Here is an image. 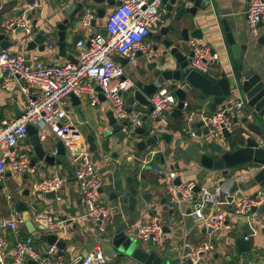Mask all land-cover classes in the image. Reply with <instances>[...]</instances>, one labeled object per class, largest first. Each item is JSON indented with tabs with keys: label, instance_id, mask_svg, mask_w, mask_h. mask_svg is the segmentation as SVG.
Wrapping results in <instances>:
<instances>
[{
	"label": "built area",
	"instance_id": "2783aa9c",
	"mask_svg": "<svg viewBox=\"0 0 264 264\" xmlns=\"http://www.w3.org/2000/svg\"><path fill=\"white\" fill-rule=\"evenodd\" d=\"M109 15L105 28L107 34L92 31V12L86 13L81 18V25L86 31L87 40L77 42L79 52L75 61L64 63L45 62L35 55L27 59L24 55L4 49L0 51V74L4 77V87L10 89V82L17 80L20 89L25 94L26 105L20 117L4 120L0 125V183L5 180L6 163L9 159L13 176L28 174L33 176L36 168L28 157L15 153V147L28 136V125H34L39 130L50 129L61 139L69 153L71 162L75 166V178L80 188L81 197L85 205V212L81 217L88 219L98 234L99 241L85 258H66L59 254L56 244H47L44 251L36 246V237L27 233L25 238L19 239L12 248V262L7 261L8 240L4 231L10 229L20 238L22 226L25 221L21 216L4 218L0 220V264H28L29 258L37 264H109L101 248L102 235L113 226L111 208L102 201V190L105 180L102 178L89 148H78L75 144L77 137L76 128L69 119L67 98L74 94L82 97L89 94L92 105H101L99 93L94 85L101 87L105 101L113 111L116 120L124 125L123 131L130 135L136 134V129L143 127L144 121L150 123L149 134L158 136L169 128V116L176 109L178 97L176 89L182 87L179 82L173 83L166 80L149 96L152 110L147 113L135 110L128 103L136 83L126 74L124 66L116 60L117 56L127 58L128 63L136 66L139 55L149 56V45L146 42L148 34L164 23L162 0H120ZM35 8V4L25 7L23 13L15 15L3 24L5 33H14L17 28L23 27L26 34H32L33 28L27 19V14ZM247 26L250 35L258 39L261 35L259 23L264 20V0H249L246 11ZM90 40V46L87 41ZM48 48L54 51V44ZM192 67L208 71L211 67L210 60L216 58L211 47L192 43ZM242 102L230 101L224 108L219 107L210 116L203 118L204 125L211 134L219 139H225L224 130L232 132L234 123L231 113L240 108ZM128 107L132 110L129 111ZM106 112V109L103 108ZM141 115H145L142 118ZM187 134L195 136V131L190 127L184 129ZM264 147V139H259ZM161 151H151L144 159L149 163L152 157ZM57 153V151H56ZM167 190L169 202L175 206L191 205V215L196 220V225L208 230L209 239L200 244H193L189 239V231L182 229V245L179 255V264H202L204 255L214 249L213 238L226 227V211L205 212L207 206L213 203L221 204L218 195L221 186L215 183V192L204 189L198 196L195 191V181H182L176 183L177 170L170 164L165 168H155ZM64 180L59 174L33 183V192L58 191L63 187ZM102 189V190H101ZM235 201L234 212L257 220L264 225V213L260 208L264 206V188H260L254 195H241ZM252 207H257L253 212ZM186 216V213H183ZM36 219L44 225L45 231H53L55 226L52 216L47 212H39ZM176 227L177 223H174ZM179 226L184 227L182 222ZM128 236L144 244H152L158 248L164 245V221L158 208L152 209L151 215L138 220L125 230Z\"/></svg>",
	"mask_w": 264,
	"mask_h": 264
},
{
	"label": "crops",
	"instance_id": "0c3cea01",
	"mask_svg": "<svg viewBox=\"0 0 264 264\" xmlns=\"http://www.w3.org/2000/svg\"><path fill=\"white\" fill-rule=\"evenodd\" d=\"M69 1L71 2L75 0ZM69 1L65 4L67 5L70 3ZM61 2L62 0H2L0 6L1 31L5 33L3 30V24L6 20L15 15H20L23 13L25 7L31 4H35V8L32 11H29V13L32 14L30 22L36 19L38 20L39 25H41L39 28L33 27V29H35L34 32L36 33L40 31L46 23L52 25L53 30L55 24L68 16L67 13L60 10L62 7ZM248 3L249 0H213L206 8H199L194 17L190 14L185 15L180 22V25L183 26V21L190 22L191 20L195 21L196 24H189L190 40L185 47L183 46V50L189 54L191 52V44L198 43L210 47H216L218 50L224 51L225 45L223 43L224 33L222 19H226L233 32L236 43L241 45L249 44L248 50L245 52L247 59L252 60L253 64L257 67H264V45H259L257 43L258 39H254L248 30L246 17ZM99 7L106 9L105 17H99L96 12L87 9L79 14L74 21L68 24L66 32L67 54L65 57H58V49L56 45L52 52L48 48L50 43H55L58 40L57 30H54V34H51L50 39L46 41V48L44 51H40L38 47L34 50H28L27 45L29 39L24 38L22 34L14 35V33L11 35L13 45L8 49L24 55L27 59L37 55L45 62L64 63L73 60V58L76 59L79 52L77 42L80 39L87 40V33L81 25V18L83 15L89 12L93 13L95 24L93 25L92 23V31L94 33H100L101 29L105 28L110 13L117 7V5L110 6L104 3ZM175 13L176 8H174L170 17L166 15V10L163 12L164 26L169 25L173 21ZM160 28L161 26L159 29L153 30L152 33L155 35ZM195 28L200 29L202 32V38L192 36ZM260 32L261 35L264 33V27H260ZM146 42L149 45L150 54L153 45L157 44V42L149 35L146 38ZM144 56L146 55H139L136 66L130 65L128 61H119L124 66L126 74L130 76L135 83H137L138 80H143L145 75L149 73L147 70V61L144 68H142L140 64V58ZM146 57L148 60L150 55ZM224 63L226 66L228 65L227 59ZM126 67H129V69L126 70ZM137 67L143 72L142 78L140 77V72H138V76L136 75V77L130 74L133 73L135 71L133 69ZM144 81L147 82L149 80ZM10 86V89L4 87V77L0 74V125L4 120L17 118V109L18 112L24 111L25 109L26 97L20 89L19 82L17 80H12ZM97 86L98 85H94V88L100 96V91L97 89ZM76 97L81 101L80 103L77 99L74 100L71 95L66 100V106L69 113L68 121H71L76 128L77 137L75 139V144L78 148H89V143L86 138L87 135L93 133L98 136V149L96 151H91V153L92 158L94 156L93 161L95 162L96 167L106 182L105 187L107 189L105 190V188H103L102 197H107L109 195V200L107 202L112 206H118L121 208V210L115 215L116 217L113 218V226L107 233L102 235L103 241L101 243V248L108 262H113L114 264H134L131 260H126L125 258L120 259L119 252L108 238L111 237V234L120 222L127 221L133 224L134 222L145 219L151 215L152 209L154 208L159 209L164 225L169 228V231H166L164 237L163 247H156L158 249L156 251L163 256L168 257L173 262L178 261L182 245V229L190 232L189 239L195 245L207 241L209 239L208 230L196 225L195 218L190 214L192 208L191 205L183 204L178 207L169 202L166 187L161 182L162 179L160 174L156 172L155 168H165L168 164L172 165L178 172L177 177H180L182 181H195L196 186L199 185L201 187L200 191H196L198 196L206 188L213 189L215 182L217 181L216 176L213 173H210L211 179L208 181L204 180V174L207 170L202 168L194 158H190L185 153V144H194L198 141L204 140V137L194 138L190 134H187L184 129L190 127L192 130L196 131L195 123L204 118V113H210L208 110L209 102L198 101L197 103H202L204 105L203 110L199 111V114H194L192 117L188 116L187 112H185L182 117L173 116L171 114L169 116V128L165 132L172 135L170 141L159 139L156 146L150 147L146 150H140L137 147H134L133 144L141 140H147L152 136L149 134L150 123L145 120L143 125L145 132L143 134L136 133L132 139L134 143L132 142V145L130 146L132 151H137L140 153L141 157L137 154L128 155L126 153L124 148L126 140L124 141L119 138H116L115 140L111 139L114 135L111 137H105L103 133L109 128L108 125H105L106 127L104 126V128L98 127V125H101L103 122L108 123L107 112L111 110V107L107 101L101 100L100 106L92 105L90 101V107L85 101L87 98L90 99L89 94H84L82 97ZM133 107L135 110L143 113L149 112V108H144L137 103L133 105ZM219 107L220 106L217 108ZM103 108L106 109V112L103 111ZM203 128H205V125H203ZM37 131L42 143L43 140L47 141V150L54 155H57V144L62 140L59 139L50 129L39 130L37 128ZM183 136H189V138L186 137L184 139L182 138ZM260 139H264V137ZM111 141L116 147H112ZM150 150L161 151L158 153H160L161 156L164 155L165 162H161V156H155L152 157V159L150 158L151 161L149 163L145 164L144 159L147 157L146 155L151 152ZM24 151L30 153L32 148L30 145L20 142L15 147V153L19 156L28 157L30 159L29 154H23ZM121 156L125 160L121 159ZM57 159L62 160L63 163L61 165L55 164L54 166H47L45 169H41L39 163L33 165L36 168V172L29 180L24 179L25 174L18 177L12 175L14 178L8 175L11 173V164L10 161L6 163L5 180L0 183V185H2V188L0 189V220L4 218L10 219L18 215L22 217V211L17 210L15 205L16 199L14 193L18 190L20 191L19 194L22 195L18 200H25L28 202L30 206V215L36 224H41V222L36 219L39 212L44 211L52 216L55 228L53 231L49 232L58 233L60 237L66 241L67 244L63 255L68 259L77 257L85 258L99 241L98 234L92 227L90 221L81 217L85 212V205L81 197L79 185L75 178V166L73 163L71 164V161V165L68 166V163L64 162L62 156L57 155ZM135 159H138L137 162H142V164L136 165L128 173V179L129 177L133 178V184L138 189V193L133 195L132 191L129 194H126V191H124V198H122V196L120 198L118 193L113 191L114 186L117 184L116 180L113 181V177L119 172V167L112 166V164L120 165V168L126 170L128 169L129 164ZM145 168H148V170L143 172L146 170ZM56 173L62 175L61 177L64 180L62 187L64 189L63 196H57L55 199L48 200L44 195H35V192L32 190L33 183L51 177ZM240 173L243 174V176H238V180L241 182L249 181V179H252L253 177V172L250 173L247 165L240 167L238 174L240 175ZM153 178L159 180L158 184L151 183ZM136 180L139 181L138 184H136ZM128 184L129 186L131 185L130 183ZM27 188L30 189V196H25L23 194ZM260 188L261 185L259 183L252 182L248 185L246 190H240L235 195L236 197L241 195H254ZM147 192L153 193L149 201H146L143 198V194ZM228 195V187L221 188L218 197L222 203H213L205 209L206 213L224 210L227 214V220L226 227L213 238L214 249L204 255L202 264H241L236 258L238 256L242 257V252H239L238 247L235 244V239L241 235L245 236V238L250 241L251 264H264V225L260 224L256 219L253 220L247 216L236 214L234 212L235 201H228ZM34 203L38 205V208L35 209L32 207V204ZM189 209L190 212H188ZM183 213H186V216ZM65 216L67 219L62 220ZM57 219L59 220L56 221ZM182 222L185 224L184 227L179 226ZM174 223H177L178 227H176ZM26 231L25 223L22 226V235L20 238L16 237L10 229L4 231L8 240V262H12L13 260L11 255L12 248L16 245L19 239L24 238ZM35 242L38 248L40 240L36 238ZM47 244L49 243L47 242L46 245L42 244V248L39 247L38 249L44 251ZM148 247L151 250L153 249L150 246Z\"/></svg>",
	"mask_w": 264,
	"mask_h": 264
},
{
	"label": "water",
	"instance_id": "95a60500",
	"mask_svg": "<svg viewBox=\"0 0 264 264\" xmlns=\"http://www.w3.org/2000/svg\"><path fill=\"white\" fill-rule=\"evenodd\" d=\"M68 1L62 0L61 6L63 8H60L68 16L55 24L53 30L52 25L46 23L36 33L34 32L35 29H33L32 34H26L23 31V27H19L14 32V35L22 34L24 38L29 39L28 50H34L38 47L40 51H44L46 41L50 39L51 34H54L53 31L57 30L58 40L53 44L58 49V57H65L67 54L66 32L68 24L74 21L84 10L90 9L96 12L99 17H105L106 9L99 7L100 5L106 3L110 6H119L122 3L120 0H75L69 1L70 3L66 5L65 3ZM211 1L213 0H162V8L166 10L167 16L170 17L172 15L174 8H176V13L169 25L164 26L163 23L155 35L152 31L148 34L157 42V44L153 45L150 58L147 60V70L149 73L145 76L149 81L145 82L142 79L137 81L136 87L128 99V103L130 105L137 103L144 108L152 110L153 106L149 101V96L166 80L174 82L173 87L176 82L182 84V87L176 89L178 104L172 112L173 116L182 117L185 112L191 117L194 114H199V111L203 110L204 105L197 103L198 101L209 102L208 110L210 113H204V118L215 112L218 106L224 108L230 101L242 102V106L236 108L231 113L235 126L232 132L224 130L225 139H219L211 134L207 127L203 128L204 121L202 119L195 123L196 131L194 138L204 137V140L194 144H185V153L190 158H194L202 168L207 170L204 174V180L208 181L211 179L210 173H213L217 180H215V183H218L222 188L228 187L229 195L227 199L233 202L235 194L240 190H246L250 183L257 182L262 187L264 186V147L259 142V139L264 137V67H257L253 64L252 60L247 59L245 52L248 50L249 44L241 45L236 43L226 19H222L224 51L211 47L212 53L217 56L210 60L211 68L208 71L192 67L191 62L194 53L191 51L187 54L183 50V46L185 47L190 40L189 24L196 23L193 20L190 22L183 21L182 26L180 22L187 14L194 17L199 8H206ZM1 4L2 0H0V6ZM31 18L32 14L28 13L27 19L30 21ZM92 23L93 25L95 24V19H93ZM30 25L32 28H39L41 26L36 19L30 22ZM259 27H264V21L259 23ZM100 33L105 36L107 34L106 28L101 29ZM11 35L12 32L4 33L0 28V51L8 49L13 45ZM192 36L202 38V32L200 29L195 28ZM251 40L254 41L253 39ZM257 43L261 46L264 45V33L258 38ZM87 46H90V40L87 41ZM226 59L228 61L227 66L224 63ZM75 60L73 58L72 61ZM116 60L128 61L123 56H117ZM97 89L100 91L101 100L105 101L106 99L101 87L97 86ZM71 96L74 100L77 99L79 103L81 102L74 94ZM128 110L131 111L132 108L128 107ZM16 113L17 117H20L23 111L18 112L17 109ZM141 117L145 118V115H141ZM107 121L109 128L103 133L105 137H111L120 133L123 131L124 125L127 124V121L119 123L111 110L107 112ZM144 130V127H139L136 129V133L143 134ZM171 137V134L161 132L158 136L152 135L147 140H141L133 145L140 150H146L156 146L159 139L170 141ZM86 138L90 151H96L98 149V136L92 133L88 134ZM21 142L31 146L32 151L30 153L24 151L23 154H29L31 164L37 165L39 163L41 169H45L47 166H54L55 164L61 165L63 161L57 159V155L63 157L67 154L66 147L62 141H59L57 144V155L48 151L44 147L37 128L34 125H28V136ZM129 142L130 140L126 141L124 146L126 151H128ZM155 156L159 157L161 154L157 153ZM135 160L138 161V159ZM7 162H9V159H7ZM161 162H165L164 155L161 156ZM245 165L248 166L250 173L253 172V177L249 181L241 182L238 180V176H243V174L240 173L239 175L238 173L240 167ZM8 175L12 176V173ZM30 177L32 176L28 174L24 175V179L29 180ZM158 181V179L153 178L151 183L158 184ZM175 181L177 184L182 182L180 177H176ZM128 183L131 184L130 189L133 195H136L138 189L133 184L132 177H129ZM1 188L2 185H0ZM200 189L201 187L197 185L195 191L198 192ZM212 192H215L214 187ZM23 194L30 196V189H25ZM34 194L44 195L48 200L57 197L55 191L45 193L37 191ZM152 195V192H147L143 194V198L149 201ZM15 205L17 210L22 211V218L25 221L27 229L25 234L33 233L38 240H45L49 244H56L59 248V254H63L67 244L66 241L58 233L46 232L43 224H36L33 221L28 202L17 200ZM32 207L36 209L38 205L34 203ZM257 210V207H252L253 212ZM260 211H264V206L260 208ZM188 212H190V209ZM66 219V216L62 218V220ZM130 224L127 221L120 222L110 237L113 246L119 252L120 259L131 260L134 264H172L168 257L163 256L154 249L151 250L144 243L128 236L125 230ZM164 230L165 232L169 231V228L164 225ZM235 244L239 252H242V257L238 256L236 258L237 261H240L241 264H251L250 241L241 235L235 239ZM27 262L28 264H37L31 258ZM81 263L82 261H79L77 264ZM109 264L114 263L110 262ZM173 264H179V261H175Z\"/></svg>",
	"mask_w": 264,
	"mask_h": 264
},
{
	"label": "rangeland",
	"instance_id": "374dc122",
	"mask_svg": "<svg viewBox=\"0 0 264 264\" xmlns=\"http://www.w3.org/2000/svg\"><path fill=\"white\" fill-rule=\"evenodd\" d=\"M140 64H141V66H142V68H144V65H145V63H146V61H147V57L146 56H144V57H142V58H140ZM129 69V67H126V70H128ZM133 70H135L133 73H130L132 76H135L136 77V75L138 74V72H140L139 74H140V77L142 78V76H143V72L142 71H140V68L139 67H137V68H134ZM138 76V75H137ZM143 80H148V78H146V76L143 78ZM88 104H89V106L91 107V104H90V99H86L85 100ZM96 108H98V107H96ZM187 119V118H186ZM186 119H185V122H186ZM105 125H108V123L107 122H103L101 125H98V127H101V128H104V126ZM106 127V126H105ZM134 136L135 135H130V134H128V133H126L125 131H121L120 133H118V134H116V135H114V136H112V138L111 139H116V138H119V139H123L124 141L126 140V141H128V140H130V142L128 143V151H126V153L128 154V155H133V154H137V155H139V156H141L140 155V153H138L137 151L135 152V151H132V148H130V146L132 145L131 144V141H132V138H134ZM189 138V136H183L182 138ZM133 142V141H132ZM134 143V142H133ZM126 144V143H125ZM43 145H44V147L46 148V149H48V147H47V141L46 140H43ZM111 145H112V147L114 148V147H116V145L114 144V143H112V141H111ZM110 145V146H111ZM98 151H101V150H98ZM122 157V156H121ZM126 157V156H125ZM142 157V156H141ZM93 158H94V156H93ZM121 159H123V157L121 158ZM63 160H64V162H66V163H68V166L69 165H71L72 164V162H71V164H70V161H71V159H70V156H69V153L67 152V154L66 155H64L63 156ZM123 160H125V159H123ZM140 164H142V162H137V161H133V162H131L130 164H129V167H128V169H126V170H124V169H122V168H120V165H117V164H112V166H115V167H119V172L116 174V176L115 177H113V181H115L116 180V182H117V184L114 186V188H113V191H116L117 193H118V195L120 196V198H121V196H122V198H124V191H126V194H129L130 192H131V189H130V186H129V184H128V173L136 166V165H140ZM146 170H142L143 172H145V171H147L148 170V168H145ZM138 182L139 181H137L136 180V184H138ZM161 182L164 184V181L163 180H161ZM32 186V185H31ZM30 186V187H31ZM32 188V187H31ZM105 188V190L107 189L106 187H104ZM63 191H64V189L63 188H61L59 191H58V195L59 196H63ZM112 191V192H113ZM20 193V191H16V193H14V196H15V199H16V201L18 200V198L19 197H21L22 195H20L19 194ZM109 200V195L107 196V197H102V201L108 206V207H110L111 208V215L113 216V218H115L116 216V214L119 212V210H121V208H119L118 206H112V205H110V203L109 202H107ZM108 240L109 241H111V239L110 238H108ZM46 241L45 240H40V243H39V247L40 248H42L41 246H42V244H45L46 245ZM145 245H147V246H150V247H152L154 250H158L157 248H156V246H154V245H152V244H145ZM38 247V248H39ZM170 260V263H175V262H173L171 259H169Z\"/></svg>",
	"mask_w": 264,
	"mask_h": 264
},
{
	"label": "flooded vegetation",
	"instance_id": "af4514ba",
	"mask_svg": "<svg viewBox=\"0 0 264 264\" xmlns=\"http://www.w3.org/2000/svg\"><path fill=\"white\" fill-rule=\"evenodd\" d=\"M150 151H151V150H150ZM261 188H264V186H263V187L261 186Z\"/></svg>",
	"mask_w": 264,
	"mask_h": 264
},
{
	"label": "trees",
	"instance_id": "16d2710c",
	"mask_svg": "<svg viewBox=\"0 0 264 264\" xmlns=\"http://www.w3.org/2000/svg\"><path fill=\"white\" fill-rule=\"evenodd\" d=\"M232 264V263H231Z\"/></svg>",
	"mask_w": 264,
	"mask_h": 264
}]
</instances>
